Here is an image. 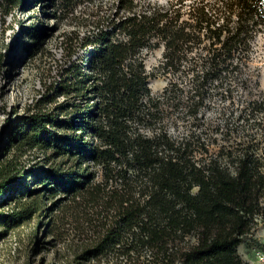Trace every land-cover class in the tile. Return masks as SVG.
<instances>
[{
	"label": "trees",
	"instance_id": "1",
	"mask_svg": "<svg viewBox=\"0 0 264 264\" xmlns=\"http://www.w3.org/2000/svg\"><path fill=\"white\" fill-rule=\"evenodd\" d=\"M86 25L64 34L65 68L7 133L0 209L15 205L0 239L40 216L46 238L69 241L67 264H248L237 247L264 222V95L233 88L248 87L264 0H116ZM160 45L168 82L153 95L142 51Z\"/></svg>",
	"mask_w": 264,
	"mask_h": 264
},
{
	"label": "rangeland",
	"instance_id": "2",
	"mask_svg": "<svg viewBox=\"0 0 264 264\" xmlns=\"http://www.w3.org/2000/svg\"><path fill=\"white\" fill-rule=\"evenodd\" d=\"M169 1L137 0L140 5H145L146 2L162 5ZM71 2L75 4L65 7ZM77 2L78 0H22L20 4L12 5L0 0V161L4 158L2 149L7 146V133L14 131L21 116L27 113L28 106H32L35 99L49 87V82L57 80L60 70L65 68L64 34L70 30L80 33L90 30L86 25L87 21L97 15L112 13L116 4V0ZM33 33L41 34L37 49L34 48L38 44H34ZM251 44L248 66L241 75L244 78L250 77L248 87L243 89L238 85L233 88V94L241 101L248 92L264 95V31L256 35ZM163 51L162 45L142 51L147 73L153 75L148 79L153 95L159 94L168 82L159 69ZM58 99V102L64 100ZM210 103L211 108L205 111V116L216 129L217 126H222L220 108L226 104L218 96ZM232 124L238 127L243 122L234 121ZM187 126V121H184L179 126L180 131L187 130ZM221 133V130L215 134L213 132L212 137L218 136L220 140ZM28 156L20 157L19 161L24 169L34 172L37 166L33 163L37 158L33 160V155L31 158ZM3 197L4 194L0 195V201ZM14 205V202L6 204L0 212L8 211ZM48 218L35 216L20 228L8 231L0 239V264H67L69 251L66 244L69 241L60 242L53 240V237H45L46 227L43 222ZM58 228L59 232L73 240H70L71 244H75V231L71 226ZM237 252L248 264H264V222L259 221L252 232L241 240Z\"/></svg>",
	"mask_w": 264,
	"mask_h": 264
},
{
	"label": "built area",
	"instance_id": "3",
	"mask_svg": "<svg viewBox=\"0 0 264 264\" xmlns=\"http://www.w3.org/2000/svg\"><path fill=\"white\" fill-rule=\"evenodd\" d=\"M263 258V257H262Z\"/></svg>",
	"mask_w": 264,
	"mask_h": 264
}]
</instances>
